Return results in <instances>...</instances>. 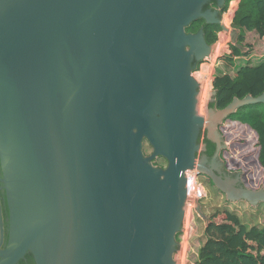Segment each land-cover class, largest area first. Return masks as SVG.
<instances>
[{"label": "water", "instance_id": "water-1", "mask_svg": "<svg viewBox=\"0 0 264 264\" xmlns=\"http://www.w3.org/2000/svg\"><path fill=\"white\" fill-rule=\"evenodd\" d=\"M210 1L0 0V264H191L176 259L189 204L212 223L191 197L198 173L228 202L264 205L242 172L224 177L220 132L264 92L208 108L217 91L193 75L217 48L187 29L229 32Z\"/></svg>", "mask_w": 264, "mask_h": 264}, {"label": "trees", "instance_id": "trees-1", "mask_svg": "<svg viewBox=\"0 0 264 264\" xmlns=\"http://www.w3.org/2000/svg\"><path fill=\"white\" fill-rule=\"evenodd\" d=\"M227 11L224 10V13ZM231 22L236 30L239 31L237 39L239 45L244 42L245 32H256L264 38V0H241L235 16L231 12L226 19L227 25ZM201 27H204L207 43L215 45L219 40L218 34L222 31L221 27L218 25H206L203 20H200L193 23L187 29V32L196 33ZM228 40L229 36L227 33L223 36V41L221 40L222 42L218 44V51L222 49V45H225ZM244 48L242 46L240 49L231 44V56L241 57L248 55L243 52ZM230 59L231 57H227V60L232 64ZM208 77L207 86L210 85V75ZM215 80V89L218 91V95L215 105L212 106L213 108L223 109L232 103L234 98L243 99L248 95L258 97L264 92V61L260 62L256 67L251 64L245 68L242 67L237 74L236 82L233 84H230L227 77H216ZM263 109L264 105L246 107L240 110L236 116L230 117V120L246 125L256 133L259 150L258 161L264 168ZM199 143H207L212 151L214 149L213 144L207 140L205 131L200 135ZM211 185L215 188L213 183ZM206 192L207 190H204V193ZM230 218L232 223L217 224L212 222L208 226L206 242L200 247L194 264H264V223L251 225L246 229L236 214L231 213ZM238 231H241L244 235L242 238L238 235ZM179 237L180 235L178 236V241ZM244 238L253 243V245H257L258 249L250 248L244 244ZM21 264H35L33 256H27L26 262L22 261Z\"/></svg>", "mask_w": 264, "mask_h": 264}, {"label": "rangeland", "instance_id": "rangeland-1", "mask_svg": "<svg viewBox=\"0 0 264 264\" xmlns=\"http://www.w3.org/2000/svg\"><path fill=\"white\" fill-rule=\"evenodd\" d=\"M230 10L232 14L234 13L235 15L236 10ZM228 15V12L223 15L224 23H226ZM225 27L230 31H238L233 26L232 22L229 25L226 24ZM227 33H221L220 37L222 38H220V40L223 41V36ZM228 36L232 40L230 33ZM220 40L215 45L216 47ZM241 45L246 48L244 52L248 55L232 57L230 54L229 57H231L230 60L232 64H230L227 58H219V61L216 62L219 63L215 65V60L221 55V52L217 51L212 61L203 62L199 65L193 75L198 82H202H200V86L206 83L209 78L208 75H210V85L207 87V90L213 92L216 90V80H214L215 74L218 77L229 78L230 84H233L236 82L237 74L242 67L245 68L249 64L256 67L260 62L264 61V38L259 34L256 32H245L244 42ZM226 51H228V48H226ZM236 115L237 113L234 116ZM220 132L228 146L229 153L223 154L228 170L234 172L233 174L238 172L244 174L242 178L244 187L255 191L264 189V168L258 161L259 150L256 133L248 126L231 121L230 119L224 122ZM198 179L200 180L199 184L201 190H203V187L204 190H207L205 193L206 197L201 202L202 211L212 222L217 224L232 223L230 214L234 213L242 221L246 229L251 225H260L264 223V205L251 207L247 202H228L223 193L213 188L212 185H206L204 178L200 179V177H198ZM190 213V217L186 220L184 226V232L180 234L178 241L182 253L181 255H176V259L177 261L184 260L194 264L198 257L200 247L206 242L208 224L205 220L196 215L195 212L191 211ZM238 235L241 236V238L244 236L241 231H238ZM243 241L244 244L250 248L258 249L257 245L254 244L255 247H253V243L247 241L245 238Z\"/></svg>", "mask_w": 264, "mask_h": 264}, {"label": "flooded vegetation", "instance_id": "flooded-vegetation-1", "mask_svg": "<svg viewBox=\"0 0 264 264\" xmlns=\"http://www.w3.org/2000/svg\"><path fill=\"white\" fill-rule=\"evenodd\" d=\"M241 0H226L225 4L221 7L218 6V3L216 0H212L210 2H208L204 7L203 10H212V11H217L219 14V18L220 20L223 21V15L227 12H229L230 9H234V10H238L239 9V5H240ZM235 6V7H233ZM224 10H228L227 12L224 13ZM230 14V13H229ZM227 24V23H226ZM220 27V26H219ZM222 29V28H221ZM224 32L223 30L218 34V39L220 40L221 33ZM238 32V36H239V31ZM237 36V37H238ZM218 40V41H219ZM217 44V43H216ZM215 44V45H216ZM234 45V44H232ZM218 49V46H217ZM244 51H246V48H244ZM202 64V63H201ZM199 64V65H201ZM218 77L217 75L214 77L215 78ZM200 83V82H199ZM202 83V82H201ZM204 84V83H203ZM204 85L207 86V84L205 83ZM208 87V86H207ZM217 91V90H216ZM217 95H218V91L216 96H214V98L217 100ZM213 98V97H212ZM211 100V99H210ZM216 102L211 103L210 101L208 102V108H213L212 106L215 105ZM216 109V108H214ZM222 128V127H221ZM220 128V130H221ZM211 143V142H210ZM207 144V143H206ZM212 144V143H211ZM214 146V149L212 151V149H210L209 144H207V151L206 152H202L201 155H207V157L209 158L210 164H211V160L214 157L215 151H216V146ZM224 152H222L221 154V158L223 160V166L221 168V171L223 172L224 177L226 176H232L234 172H230L227 168V164L224 160L223 157ZM198 177L204 178L206 185H211L212 184V180H210L208 177L204 176V175H200L198 173ZM2 178H3V174H2V169H1V164H0V251H5L6 248L9 245V239H10V211H9V205H8V199H7V193L6 190L4 188V184L2 182ZM205 186V184H204ZM201 204V202H200ZM196 212V211H195ZM209 226V225H208ZM30 254H28L27 256H29ZM21 260L18 264H21L22 261L26 262V258ZM1 260V258H0ZM28 262V261H27ZM35 263V261H34Z\"/></svg>", "mask_w": 264, "mask_h": 264}, {"label": "built area", "instance_id": "built-area-1", "mask_svg": "<svg viewBox=\"0 0 264 264\" xmlns=\"http://www.w3.org/2000/svg\"><path fill=\"white\" fill-rule=\"evenodd\" d=\"M237 11V10H236ZM231 12V10H229L228 14ZM234 14V13H233ZM235 16V15H234ZM233 21V20H232ZM229 33H232V31L228 30ZM223 33V32H222ZM224 33H227V31H224ZM228 33V34H229ZM226 35V34H224ZM230 40V41H229ZM229 40L225 43V45H222V49L219 51L221 52V55L219 57H217V59L215 60L214 64L217 65L218 63H216L217 61H219V58H227L229 57V55L231 54V43H232V40L229 38ZM221 42V40H220ZM219 42V43H220ZM218 43V44H219ZM226 44H227V47H226ZM226 48H228V51H226ZM214 55H212L209 59V61L211 60L212 61V57ZM192 181H193V190L191 192V197L194 199V201H198V202H202V200L206 197V194L204 193V187H203V190H201L200 188V180L198 179V177H194L192 178ZM192 210V212H195V209H194V205L193 204H189V212H187V219L190 217V211ZM186 224V223H185ZM185 226V225H184Z\"/></svg>", "mask_w": 264, "mask_h": 264}, {"label": "bare ground", "instance_id": "bare-ground-1", "mask_svg": "<svg viewBox=\"0 0 264 264\" xmlns=\"http://www.w3.org/2000/svg\"><path fill=\"white\" fill-rule=\"evenodd\" d=\"M225 25H226V23H224ZM217 48V47H216ZM217 51H218V49H217ZM203 86H206V85H203Z\"/></svg>", "mask_w": 264, "mask_h": 264}, {"label": "crops", "instance_id": "crops-1", "mask_svg": "<svg viewBox=\"0 0 264 264\" xmlns=\"http://www.w3.org/2000/svg\"><path fill=\"white\" fill-rule=\"evenodd\" d=\"M223 33H224V32H223ZM201 70H202V69H201ZM215 76H216V74H215ZM215 76H214V77H215Z\"/></svg>", "mask_w": 264, "mask_h": 264}, {"label": "clouds", "instance_id": "clouds-1", "mask_svg": "<svg viewBox=\"0 0 264 264\" xmlns=\"http://www.w3.org/2000/svg\"><path fill=\"white\" fill-rule=\"evenodd\" d=\"M232 32H234V30H233ZM231 44H232V43H231Z\"/></svg>", "mask_w": 264, "mask_h": 264}]
</instances>
